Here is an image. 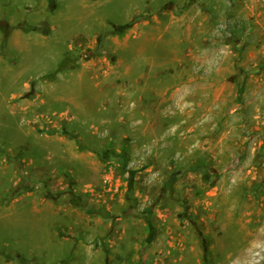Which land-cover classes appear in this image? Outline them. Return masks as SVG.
I'll return each mask as SVG.
<instances>
[{"label":"rangeland","instance_id":"rangeland-1","mask_svg":"<svg viewBox=\"0 0 264 264\" xmlns=\"http://www.w3.org/2000/svg\"><path fill=\"white\" fill-rule=\"evenodd\" d=\"M0 264H264V0H0Z\"/></svg>","mask_w":264,"mask_h":264},{"label":"bare ground","instance_id":"bare-ground-1","mask_svg":"<svg viewBox=\"0 0 264 264\" xmlns=\"http://www.w3.org/2000/svg\"><path fill=\"white\" fill-rule=\"evenodd\" d=\"M255 246V245H254ZM252 249H253V247H252ZM246 253V252H245ZM248 253V252H247ZM246 256V255H245Z\"/></svg>","mask_w":264,"mask_h":264}]
</instances>
